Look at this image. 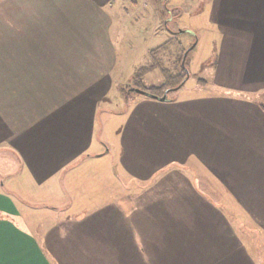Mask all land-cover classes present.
I'll return each instance as SVG.
<instances>
[{"label":"crops","instance_id":"obj_1","mask_svg":"<svg viewBox=\"0 0 264 264\" xmlns=\"http://www.w3.org/2000/svg\"><path fill=\"white\" fill-rule=\"evenodd\" d=\"M118 1L0 0V40L8 42L0 70L13 84L12 73L46 71L51 78L55 69L67 71L72 55L65 47L78 41L63 30L67 25L81 24L79 42L94 43L74 59L93 50H100L94 57H106L101 13L107 18L117 11ZM192 11L198 24L192 31L203 43L202 54L209 51L207 76L195 91L127 121L119 161L134 188L128 202H101L62 219L55 215L72 201L70 195L91 191L97 199L104 152L94 158L89 151L93 107L101 95L73 90L69 97L81 98L83 114L75 110L65 125L38 134L30 121L31 96L22 111L10 104L14 117L0 120V129L5 123L12 132L0 142L19 161L10 175L24 177L25 187H57V202L22 200V211L16 192L0 187V264H264L253 246L256 239L262 247L264 242V0H199ZM16 85L32 88L27 81ZM61 85L68 86L58 83L55 90ZM41 206L49 224L32 220L31 212Z\"/></svg>","mask_w":264,"mask_h":264},{"label":"rangeland","instance_id":"obj_2","mask_svg":"<svg viewBox=\"0 0 264 264\" xmlns=\"http://www.w3.org/2000/svg\"><path fill=\"white\" fill-rule=\"evenodd\" d=\"M122 1H118L121 5L117 11L112 9L111 12H108L109 14L107 13V18L101 13V25H106L104 33H107V36L105 35L106 41L102 43L103 46L108 47L104 48L106 52H103L106 57H94L93 55L100 53V50H93V55L88 56L86 54L83 59H74V56L80 55L77 52L85 50L87 44L86 50L88 51L94 43L79 42L80 35H77L76 32L81 34V24L67 25L63 30L68 29L74 32V37L78 39L76 42L68 43L65 47L72 55L65 69L68 72H60V69H55L51 78L49 77L51 74L47 75L46 71L35 74L29 72L30 75L27 72L12 73L13 84L10 81L11 75L6 70L4 71V68L3 71L0 70V120L2 121L6 117L10 122L14 117L11 113L14 108L20 111L25 109L27 106H22L21 103L27 100L25 96H31L28 98L32 111L29 112L30 121L37 134L39 131L46 132L45 130L49 128H56L58 124L65 125L75 110L81 111L78 115L83 114L85 109L81 106V98L75 101L69 97L73 90L80 92L88 89L101 95L93 107L95 122L93 127L91 123V127L94 128V144L93 149L91 148L89 151L92 152L94 158L97 156V152H104V159L100 161L104 165L99 167V170L103 172L102 182L95 180L97 184L94 186V190H96L94 195L97 199L94 200L91 191L87 194L76 195V197L70 195L72 201L66 206L64 205L63 210L55 213L60 219L64 216H71L80 210L91 211L97 208L101 202H118V200L120 202L122 199L128 202L129 197L133 195L134 188L122 176L119 161V142L127 121L134 114L150 116L156 108H152L153 105L160 106L170 97L179 98L184 93L195 91L197 82L205 80L201 77L207 76L204 61L209 55V51L202 54L203 43L198 42L197 36L194 34L197 32L198 24L196 14L192 9L196 10L199 0H135L136 5L132 3V0ZM130 7H133L134 11ZM69 18L75 19V16ZM82 27L86 30L84 25ZM90 28L93 30V27ZM90 28L88 27V32H91ZM38 44L42 46L52 45V43ZM7 46V39L0 40V53L6 50ZM156 47H158L155 53L156 57L152 59L149 51ZM184 48L180 63L185 62L187 71L185 81L179 88L167 92L164 100L127 91L132 85L133 72L141 66H148L150 69L142 78L145 87L162 84L165 75L161 72V67L170 73L175 72L179 61L177 57ZM153 61L159 62V67H156ZM39 75L40 81L33 83V79L36 76L38 78ZM7 76L9 81H6ZM23 81H27L28 86L31 84L32 88L27 87V91H22L21 86L16 85V83ZM58 83L68 84V86L61 85L58 90H55ZM8 85L10 87L7 89ZM25 92L28 93L22 94ZM124 92L126 95L129 94L127 100L124 97ZM36 95L38 99L33 97ZM143 100L148 107L143 104ZM11 103L14 104V108L9 109ZM7 107L9 111L6 110ZM38 110L41 113L39 116ZM1 125L0 137L5 136L11 139L12 132L9 133V124L2 123ZM7 133H9L8 136ZM101 147H103V151ZM9 148L7 142H0V187L6 192L9 190L16 192V196L13 194L12 196L15 198L14 200L19 201L17 204L22 211L23 206L20 202L22 200H26L28 204L48 206L55 204L57 202L55 194L57 187L42 186L39 188L33 184L25 187L23 185L24 177L19 180L16 176L10 175L14 170L13 168H18L19 161L14 160L17 155ZM11 152L14 153L15 157ZM82 181L87 182L84 179ZM66 188L68 189V187ZM71 193L72 191L69 189V194ZM40 208V212H31L33 216L36 215L32 220L34 222L41 221V223L45 221L44 225L49 224L46 221V217L49 215L43 213L42 206ZM34 210H38V208ZM24 216L25 220L28 221L29 213ZM57 217L54 218V221L58 223L60 220ZM60 225L64 226L65 223ZM30 228L35 229L32 226ZM253 246L257 248L255 254H258L260 260L264 255V242L262 247L261 242L256 239Z\"/></svg>","mask_w":264,"mask_h":264},{"label":"trees","instance_id":"obj_3","mask_svg":"<svg viewBox=\"0 0 264 264\" xmlns=\"http://www.w3.org/2000/svg\"><path fill=\"white\" fill-rule=\"evenodd\" d=\"M157 48L158 47L153 48L149 51V53L152 55L151 56L152 59L156 57L155 53L157 51ZM184 50L185 48L181 50L179 56L177 57L179 58V61H178V68L175 72L170 73L166 69L161 67V72L165 75L162 84L154 85L151 87H145L143 84L142 78L148 71H150V69L148 66H141V67H138L133 72L132 77H131L132 85L128 88L127 91H131L137 94L139 92H136L135 89H139V90L147 91L153 95L161 96L167 89L169 92L175 88H179L180 86H182V84L185 81L186 75H187L185 62L180 63ZM153 62L156 67H159V64H158L159 62H155V61ZM124 97L127 100L129 98V94L126 95V92H124Z\"/></svg>","mask_w":264,"mask_h":264},{"label":"water","instance_id":"obj_4","mask_svg":"<svg viewBox=\"0 0 264 264\" xmlns=\"http://www.w3.org/2000/svg\"><path fill=\"white\" fill-rule=\"evenodd\" d=\"M136 92H139L143 95H146V96H149V97H156V98H159L161 100H164L166 98V94L168 92V89L161 95V96H157V95H153L147 91H143V90H139V89H135Z\"/></svg>","mask_w":264,"mask_h":264}]
</instances>
